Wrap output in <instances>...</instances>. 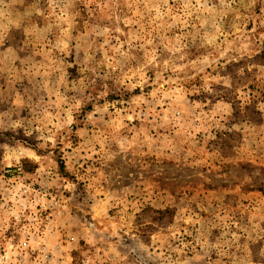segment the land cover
Here are the masks:
<instances>
[{"label": "rangeland", "instance_id": "obj_1", "mask_svg": "<svg viewBox=\"0 0 264 264\" xmlns=\"http://www.w3.org/2000/svg\"><path fill=\"white\" fill-rule=\"evenodd\" d=\"M5 167L0 264H264V0H0Z\"/></svg>", "mask_w": 264, "mask_h": 264}, {"label": "built area", "instance_id": "obj_2", "mask_svg": "<svg viewBox=\"0 0 264 264\" xmlns=\"http://www.w3.org/2000/svg\"><path fill=\"white\" fill-rule=\"evenodd\" d=\"M11 172V169H9V167H5V168H2V170L0 171V184L1 183H5V184H8L9 183V180L6 178V175L10 174ZM29 186H27V184L23 185V189L21 190L23 192V194L25 196H27L29 194Z\"/></svg>", "mask_w": 264, "mask_h": 264}, {"label": "trees", "instance_id": "obj_3", "mask_svg": "<svg viewBox=\"0 0 264 264\" xmlns=\"http://www.w3.org/2000/svg\"><path fill=\"white\" fill-rule=\"evenodd\" d=\"M62 169H64V167H63V165L61 164V165H60V170H62Z\"/></svg>", "mask_w": 264, "mask_h": 264}]
</instances>
